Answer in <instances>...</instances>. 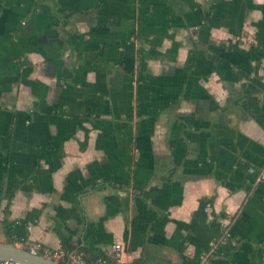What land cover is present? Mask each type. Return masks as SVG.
<instances>
[{
    "label": "crops",
    "instance_id": "1",
    "mask_svg": "<svg viewBox=\"0 0 264 264\" xmlns=\"http://www.w3.org/2000/svg\"><path fill=\"white\" fill-rule=\"evenodd\" d=\"M89 227L129 264H264V0H0V243Z\"/></svg>",
    "mask_w": 264,
    "mask_h": 264
},
{
    "label": "built area",
    "instance_id": "2",
    "mask_svg": "<svg viewBox=\"0 0 264 264\" xmlns=\"http://www.w3.org/2000/svg\"><path fill=\"white\" fill-rule=\"evenodd\" d=\"M250 172H253L252 170ZM230 225L223 226V231L219 244H229L231 242ZM18 246L28 251L33 256H40L52 260L58 264H129L124 261V248L121 243H115L107 248L101 255L96 258H86L81 256L77 250L66 251L64 249H54L41 242H28L23 241ZM214 247L208 253L200 257L198 264H207L212 255L216 252ZM0 264H20L13 261H5Z\"/></svg>",
    "mask_w": 264,
    "mask_h": 264
},
{
    "label": "water",
    "instance_id": "3",
    "mask_svg": "<svg viewBox=\"0 0 264 264\" xmlns=\"http://www.w3.org/2000/svg\"><path fill=\"white\" fill-rule=\"evenodd\" d=\"M13 261L20 264H58L40 256H33L28 251L13 243H0V263Z\"/></svg>",
    "mask_w": 264,
    "mask_h": 264
},
{
    "label": "trees",
    "instance_id": "4",
    "mask_svg": "<svg viewBox=\"0 0 264 264\" xmlns=\"http://www.w3.org/2000/svg\"><path fill=\"white\" fill-rule=\"evenodd\" d=\"M222 218L226 219L227 217L224 216ZM214 226H217L218 228H220L219 230L221 231V235H222L223 224L221 226L220 224L214 222ZM84 242H85V245H86V242H88V246H82L80 242H73L69 238H64L62 240V249L66 250V251H70V252L77 250L81 256H84L86 258H96L102 254V253H98L96 251L94 230L92 227L88 228V232L86 234V238L84 239ZM12 243L13 244L23 243V241L18 240V239H13Z\"/></svg>",
    "mask_w": 264,
    "mask_h": 264
}]
</instances>
